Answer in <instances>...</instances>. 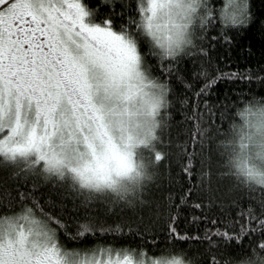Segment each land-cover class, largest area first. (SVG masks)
<instances>
[{
  "label": "snow or ice",
  "instance_id": "6c2138e0",
  "mask_svg": "<svg viewBox=\"0 0 264 264\" xmlns=\"http://www.w3.org/2000/svg\"><path fill=\"white\" fill-rule=\"evenodd\" d=\"M252 29L256 0H0V264H264V187L215 152L264 104V51L220 55Z\"/></svg>",
  "mask_w": 264,
  "mask_h": 264
},
{
  "label": "clouds",
  "instance_id": "9594fccd",
  "mask_svg": "<svg viewBox=\"0 0 264 264\" xmlns=\"http://www.w3.org/2000/svg\"><path fill=\"white\" fill-rule=\"evenodd\" d=\"M235 124L215 141L219 162L246 183L264 187V104L241 106Z\"/></svg>",
  "mask_w": 264,
  "mask_h": 264
},
{
  "label": "trees",
  "instance_id": "16d2710c",
  "mask_svg": "<svg viewBox=\"0 0 264 264\" xmlns=\"http://www.w3.org/2000/svg\"><path fill=\"white\" fill-rule=\"evenodd\" d=\"M256 7L258 9H264V5H261L259 0H256ZM248 49H252V52L249 53ZM262 51H264V35H262L259 30L252 29L238 36L237 42L230 50L221 48L220 55L224 57V60L228 64L225 70L235 71L238 67L253 66L255 62L260 59ZM249 61L252 63L250 64ZM221 63L223 64L224 61ZM220 87L228 90L233 86L231 84L222 83Z\"/></svg>",
  "mask_w": 264,
  "mask_h": 264
}]
</instances>
